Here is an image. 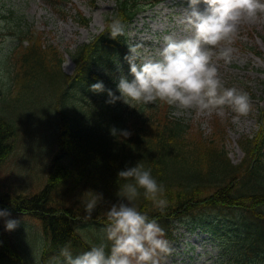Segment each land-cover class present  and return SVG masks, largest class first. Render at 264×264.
Returning a JSON list of instances; mask_svg holds the SVG:
<instances>
[{"label": "trees", "instance_id": "1", "mask_svg": "<svg viewBox=\"0 0 264 264\" xmlns=\"http://www.w3.org/2000/svg\"><path fill=\"white\" fill-rule=\"evenodd\" d=\"M47 1L57 12L67 14V0ZM115 1L105 28L71 51L75 61L71 74L63 69V54L40 35L30 36L25 47L18 44L0 57L10 66V81L0 92V169L15 151L19 133L18 124L7 113L35 82L46 89L42 110L56 116V150L43 186L33 192L0 191V210L39 219L43 246L36 258L28 254L0 218V264H57L65 246L77 255L101 243L105 213L126 183L117 180V173L136 163L151 169L164 186L163 198L169 204L163 212L144 198L142 189L132 201L140 212L157 220L164 238H174V221L187 217L204 230L218 233L228 264H264V109L259 108L260 129L241 138L244 156L234 163L223 144L226 125L218 120L212 134H205L173 115L174 107L159 100L131 106L121 100L105 103L107 85L102 93L91 92L90 85L111 78L117 64L126 62L129 23L162 0ZM114 18L124 27V34L115 39L110 34ZM78 22L88 25L89 18L79 11ZM4 79L0 76V81ZM113 127L131 135L113 136ZM97 193L103 194V200L89 217L82 200Z\"/></svg>", "mask_w": 264, "mask_h": 264}, {"label": "rangeland", "instance_id": "2", "mask_svg": "<svg viewBox=\"0 0 264 264\" xmlns=\"http://www.w3.org/2000/svg\"><path fill=\"white\" fill-rule=\"evenodd\" d=\"M115 4V0H67V14L64 15L47 0H0V57L9 55L20 44L19 32L28 35L29 30L34 29L36 35L42 36L45 42L52 43L64 54L63 69L72 73L75 62L71 51L105 28L106 18L114 11ZM187 4L188 0H164L139 14L128 27L129 45H139L142 56L153 57L162 47L165 36L183 39L191 35L181 23ZM79 11L89 18L88 25L78 22ZM225 49H231L229 62L220 56ZM209 52L224 87L235 86L248 93L251 103L248 115L238 116L228 105L205 112L174 107L172 113L200 127L205 134L213 131L214 119L226 123L227 133L223 144L232 161L237 163L244 155L240 139L244 134H254L259 128L258 108L264 105V12L243 21L233 39L210 48ZM1 61L0 58V76L5 79L0 81V92L6 88L8 79L10 81V74L7 76L10 66ZM119 65L128 75V63ZM113 73L103 84L107 85V90L119 96L116 89L117 68ZM45 90L43 86L39 87V82H35L23 100L13 104L10 113H7L18 124L19 133L15 151L0 169V191L8 188L37 191L47 179L56 150L53 143L56 116L41 108ZM9 218L20 221L19 226L11 232L20 247L36 258L44 243L39 219L29 213H11ZM1 219L5 226V218ZM173 229L176 237L167 239L171 250L160 255L162 264L221 263L217 257V241L200 226L183 218L174 222ZM94 232L100 235L99 231Z\"/></svg>", "mask_w": 264, "mask_h": 264}, {"label": "clouds", "instance_id": "3", "mask_svg": "<svg viewBox=\"0 0 264 264\" xmlns=\"http://www.w3.org/2000/svg\"><path fill=\"white\" fill-rule=\"evenodd\" d=\"M260 12H264L261 0H188L181 23L191 35L183 39L165 36L162 47L153 57L142 56L139 45H129V54L124 57L129 73L125 75L117 65L119 96L108 89L105 103L121 100L131 106L159 100L179 110L200 112L228 105L238 116H247L251 109L248 93L235 86L224 87L209 49L233 39L239 25ZM110 34L113 39L124 34L119 19H113ZM230 54L231 49H225L220 56L229 62ZM89 90L93 93L106 91L103 82L93 83ZM110 132L123 138L131 135L127 130L114 127ZM117 180L126 183L118 188L116 201L105 213L106 222L100 230L102 242L77 255L65 246L60 252L63 259L57 258V264H160V255L170 252L165 232L157 220L132 204L142 189L144 198L163 212L169 204L163 198L164 186L151 175V169H145L141 163L118 171ZM101 200L102 193L82 200L89 217ZM10 216L8 210H0V218H5V229L9 232L20 224Z\"/></svg>", "mask_w": 264, "mask_h": 264}]
</instances>
